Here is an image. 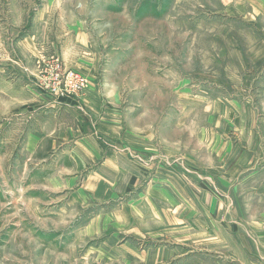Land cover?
<instances>
[{"label":"rangeland","instance_id":"rangeland-1","mask_svg":"<svg viewBox=\"0 0 264 264\" xmlns=\"http://www.w3.org/2000/svg\"><path fill=\"white\" fill-rule=\"evenodd\" d=\"M153 4L159 9L158 14L152 12ZM62 8H69L73 19L82 22L86 35L81 45L94 62L92 72L96 82L109 85L110 89H143L127 99L163 106L169 119L180 123L169 135L172 139L184 136L185 149L192 155L199 153L200 157L193 161L185 159L191 170L189 165L169 160L175 169L170 167L167 178L174 184L173 191L182 200L181 205L143 206L152 186L144 185L145 193L141 192V185L128 183L119 188L118 177L111 175L106 179L110 180V186H117L114 198L88 196L82 206L61 204L57 209L44 206L36 192L26 188L30 183L27 175L21 173L25 129L21 110L26 106L17 105L12 116L18 115L20 119L8 123L5 116H11L13 108H9L8 102L0 103L3 108L0 143L5 147L0 149V264H146L147 255L140 258L131 251L132 246L146 244L142 235L157 232L165 235L168 226L174 225L160 222L157 214H168L170 210L175 220V210L181 208L183 216L181 222H175L176 227L189 229L192 226L189 213L197 208L193 204L202 193L206 198L222 200L220 205L225 212L228 210L223 204L228 205L232 197L238 201L264 197L262 191L254 193L248 189L252 184L246 180L236 181L237 189L228 186L225 190L194 172L199 161L209 177L213 173L209 168L218 165L215 153L220 149L264 150V0H0L1 94L17 92L26 97L28 89H32V98L35 90L38 97L46 94L54 102L65 97H83L84 91L75 93L68 89L75 81H70L67 73L81 74L86 80L84 90L93 81L73 62L78 54L74 55L73 50L69 54L62 51L60 34L52 30V41L40 45L32 44L28 36L24 38L30 28L28 21H33L35 14L43 11L50 15L54 29L59 23L56 12ZM126 64L128 69L123 74L119 68ZM53 69L60 72L62 89L50 76ZM213 109L215 112L210 115ZM216 109L218 119L224 122L220 131L222 140L210 143L214 133L209 118ZM184 120L189 129L182 126ZM201 129H205V141H199ZM251 136L258 141L254 142ZM111 146L115 152L121 148L118 142H112ZM156 159L153 156L139 160L150 178ZM172 159L182 161L178 156ZM132 160L135 158L128 156V161L134 163ZM134 171V166L123 165L122 172L131 175ZM41 200L46 201L47 197ZM205 208L209 213L211 207ZM166 238L161 235L149 245L167 243ZM208 240L212 245L209 247L216 251L217 244L223 243L218 238ZM187 241L194 250L191 255L206 253L202 248L208 241L196 238ZM217 255L225 257L222 252ZM258 260L264 264V252L258 253ZM186 263L207 264V261L191 258Z\"/></svg>","mask_w":264,"mask_h":264},{"label":"crops","instance_id":"crops-1","mask_svg":"<svg viewBox=\"0 0 264 264\" xmlns=\"http://www.w3.org/2000/svg\"><path fill=\"white\" fill-rule=\"evenodd\" d=\"M141 9L142 6L138 7L137 11ZM79 10L86 13L83 8ZM151 10L158 14L159 9L154 4ZM56 14H58L56 19H59V23L53 29L52 21L48 17L50 15L39 11L35 14L33 21H28L30 28L24 38L28 36L34 45H40L43 42L46 44L54 38L53 31L58 32L61 36L58 42L62 51L69 54L73 50L74 55L78 54L79 56H76L73 62H76V66L81 67L78 70L91 77L93 82L84 90L83 97L80 99L65 97L55 102L46 94L38 97L35 90L33 91L35 97L32 98V89H28L29 96L26 97L17 92L1 94L3 91L0 90V103L4 105L8 102L9 108H13L9 112L11 116H5L8 123L20 119L17 118L18 115L12 116L14 112H17L14 110L17 105L26 106V109L21 110L25 129L22 138L23 159L20 166L21 173L27 175L28 183H30L26 188L29 191H35L40 204L44 206H52L56 209L61 208V204L82 206L86 204L88 196L99 199L114 198L113 191L117 189V186H110V180L106 179V176L110 178L114 175L118 177L119 188L126 187L128 183L138 187L141 185L143 186L141 192L145 193L144 185L152 186L150 191H147L149 199L142 202L143 206L149 204L169 208L177 204L181 205L182 200L173 191L174 184L167 178L168 172L171 171L170 167L175 169V165H169V160L189 165L191 170L190 162L188 164L185 159L193 161L200 155L199 153L192 155L185 149L184 136L172 139L169 135V131L178 127L180 123L169 119L164 113L165 108L161 105L159 107L157 104H146L138 99L133 101H130V98L127 99L128 96L135 94L133 92L139 93L143 89H110L109 85L101 86L97 83L92 72L94 62L89 54L85 55L84 46L81 45L86 35L81 28L82 22L73 19L69 8H62ZM123 40L127 41L126 38ZM45 44L43 48L46 47ZM125 46L126 44L122 43V48ZM78 60L83 64H78ZM127 69V64L119 68L123 74ZM9 91H15V89H9ZM21 91L25 92V89ZM0 110L3 111V108L1 107ZM214 112L213 109L210 115ZM218 115L219 109H216V113L209 118L214 133L210 143L222 140L220 131L224 122L218 119ZM185 125L184 120L182 126ZM64 126L65 129H62ZM185 128L189 129L186 126ZM201 130L203 131L198 135L199 141H205V129ZM216 131H219L218 134ZM5 135H1L3 139ZM253 140L258 141L255 137ZM112 142L120 144L119 152L112 149ZM1 144L0 149L5 148ZM175 145L178 146L177 149L173 148ZM198 151L201 152V150ZM201 153L205 154L203 151ZM128 156L135 158L134 161L132 160L134 163L128 161ZM153 156L158 159H156V166L151 170L150 178L147 176L148 171L139 160L142 157L152 158ZM176 156L182 161L172 159ZM215 157L218 158V165L209 168L213 171L209 173V177L205 166L199 161L194 166V172L205 180L210 179L225 190L228 186L237 189L234 186L236 181L246 180L247 183L252 184L248 189H252L254 193L255 190L257 193L259 191L264 193V150L253 148L224 151L220 149L215 153ZM226 157L229 160L223 161ZM123 165L134 166V173L130 175L122 172ZM183 165L182 171H185ZM244 172L246 174L240 178ZM147 179H150V182L146 183ZM198 194L201 195L200 192ZM202 194V197L194 200L193 205L197 208L189 213L192 223L189 229L176 227L175 222H181L180 218L183 216L181 208L175 210L177 212L175 220L170 210L168 214H157L156 217H160V222L167 224L174 222V225L168 226V233L165 235L160 232L149 236L142 235L146 244L141 247L132 246L131 251L140 258L143 254L147 255L146 264L166 262L187 264V260L191 258L204 259L207 264H260L258 253L264 252V197L242 198L241 201L232 197L228 205L223 204L227 206L228 212H225L226 209H222L220 205L222 200L206 198L205 193ZM43 197H47V200L42 201ZM64 199L66 200L63 202ZM207 206L211 207L209 213L205 208ZM91 219L96 220V218ZM157 224L163 228V224L158 221ZM161 235L167 237L169 242L149 245L151 241L156 242ZM189 238L208 241V244L202 248V251L206 253L191 255L194 250L187 241ZM209 238L223 240V243L217 244L219 247L217 251L209 247L212 246L209 244ZM124 250L126 252L125 248ZM220 252L225 257H218L217 253Z\"/></svg>","mask_w":264,"mask_h":264},{"label":"built area","instance_id":"built-area-1","mask_svg":"<svg viewBox=\"0 0 264 264\" xmlns=\"http://www.w3.org/2000/svg\"><path fill=\"white\" fill-rule=\"evenodd\" d=\"M53 70H54V72H53ZM53 70H51L50 76L52 78H54L55 80H57V83H58V86H59V83H60V72H58V71L55 72V69H53ZM67 77L69 78L70 81H71V79H72V81H75L74 83H72L71 86L70 85L68 86L69 90H72L75 93H78V92L81 93L82 91H84L83 88L86 85V80L81 74H76V73H73L71 71V72L67 73ZM59 87L61 88V86H59ZM78 90H81V91H78Z\"/></svg>","mask_w":264,"mask_h":264}]
</instances>
